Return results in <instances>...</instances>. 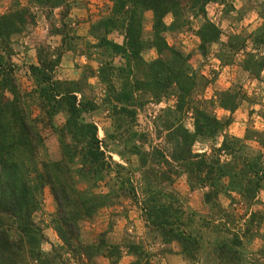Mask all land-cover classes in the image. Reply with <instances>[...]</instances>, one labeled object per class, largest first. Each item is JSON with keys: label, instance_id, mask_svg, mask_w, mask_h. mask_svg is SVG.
<instances>
[{"label": "trees", "instance_id": "obj_1", "mask_svg": "<svg viewBox=\"0 0 264 264\" xmlns=\"http://www.w3.org/2000/svg\"><path fill=\"white\" fill-rule=\"evenodd\" d=\"M26 1L22 5L20 0H12L7 11L0 14V264H98L97 257L117 264L124 249L135 256L132 264H146L142 246L128 235L118 243L112 242L106 231L93 241L80 238L83 221L92 220L100 208L125 197L136 198L148 231L162 244L176 242L182 258L192 264H209L211 253L212 264H264V212H250L240 233L226 226V222L234 225L235 217L224 212L217 200L222 193H235L246 206L260 202L258 195L264 192V129L247 128L242 137L227 133L232 114L245 97L242 89L234 86L216 91L214 98H204L202 93L210 80L191 66L190 54L166 39L167 33L192 29L195 22L193 33L201 55H206L210 45L218 44L217 58L230 65L242 51L239 67L258 79L264 70V0H243L237 11L232 4H224L221 10L225 16L236 11L235 20H240L254 9L261 19L246 38L233 33L226 41L221 40V29L208 18L206 9L209 3L223 4L224 0H110L107 14L89 28L88 34L96 42H86L103 55L97 77L104 86L102 105L109 112L111 124L103 140L97 125L87 118L99 106L83 93L84 87L91 88L86 78L54 79L62 54L75 47L73 30L66 22L51 28L53 35L61 37L55 50L42 45L37 48L36 62L30 63L26 72L31 89L27 93L20 90L17 66L11 60L15 53L13 38L35 23L33 8L49 19L56 9L67 14L71 5L70 0ZM147 12L152 15L148 34L144 31ZM167 16L170 22L165 21ZM114 32L122 36L121 43L109 38ZM247 38L252 51H245ZM151 49L156 57L146 60L144 53ZM87 56L91 57L89 53ZM116 57L120 60L117 64ZM24 98L36 104L37 115L32 116ZM170 98L174 99L173 106L163 108L159 116L162 148L146 151L140 144H133L127 150L139 160L138 193L131 180L133 171L130 175L129 170L122 173L123 166L107 158L108 142L123 138L130 143L136 139L141 142L142 135L132 129L136 108ZM214 108L228 115L218 117ZM60 113L65 119L58 130L52 120ZM188 116L192 128L184 124ZM40 122L59 134L57 160L41 157L45 147L37 128ZM218 137L221 141L217 145ZM198 140L209 141V152L193 150ZM250 143L257 146L253 148ZM112 169L115 179L109 191L104 195L91 191ZM182 175L189 190L204 189L201 199L211 210L210 220L219 219L218 224L210 222L207 226L215 233L212 240L204 239L196 212L184 208L185 198L173 188ZM83 183L87 187L80 188ZM45 186L56 204L50 224L61 242L49 251L42 248L45 236L33 220L41 209ZM231 201L235 199L231 197ZM260 203L264 206V200ZM253 237L262 244L254 253L257 257L251 255L250 259L245 246ZM206 249L210 254L204 255Z\"/></svg>", "mask_w": 264, "mask_h": 264}, {"label": "rangeland", "instance_id": "obj_2", "mask_svg": "<svg viewBox=\"0 0 264 264\" xmlns=\"http://www.w3.org/2000/svg\"><path fill=\"white\" fill-rule=\"evenodd\" d=\"M11 1L12 0H0V14L7 11ZM78 1L79 3H73L70 0L71 5L67 14L63 15V10L56 9L54 10L53 16L49 19L43 12L33 8L36 15L35 23L29 26L22 35L13 38L12 46L15 53L11 60L15 66H17L15 76L20 90L23 93L29 92L32 85L26 73L27 66L30 63L36 62L37 48L42 45L48 46L49 50H55L61 43V37L59 35H53L51 33V28L53 26H60L62 22L69 24L70 29L73 30L72 34L75 36L72 39L75 47L71 50L64 51L62 54L58 66L54 69V79L62 81L82 80L86 78L87 84L91 85V88L84 87L83 93L99 106L98 109L89 113L87 118L97 125L98 136L103 140L105 139L106 132L108 131L110 133L111 131L109 112L105 110L102 105L104 86L99 82L97 77V70L101 59L103 60V55L96 48L87 46L86 42H90L91 44L96 42L95 39L89 36V28L99 17L107 14L111 2H107V0H100L97 3L88 0ZM26 2V0H20L22 5H26ZM225 3L232 4L237 11L243 5V0H224L223 4L218 2L209 3L206 7L208 18L221 29L222 41H226L227 37L233 33L243 34L246 38V36L261 23V19L254 9L245 13L240 20H235L237 16L236 11H231L229 15L225 16L222 14L221 10ZM170 19L171 17L167 16L165 21L170 22ZM151 20L152 15L147 13L145 15L144 27L146 34L151 30ZM196 28L197 24L194 22L192 29L185 30L181 33H167L166 39L170 45L178 46L183 52L190 54L191 66L210 80L202 96L206 99L214 98L216 91L237 86L239 89H242V93H244L245 97L239 108L232 114V122L226 130L227 133L242 137L247 128L256 130L264 129V70L261 72L260 78L258 79L251 78L246 72H243L238 65L239 60L244 56L242 51L234 57L232 64H222L216 55L219 50L218 44L210 45L206 55H201L198 51L199 41L193 33V30ZM109 38L116 41L121 40L122 36L114 32L109 34ZM252 50L254 49L251 40L247 38L245 51ZM88 53L91 57L87 56ZM154 57H156V52L153 49L144 53V58L146 60H150ZM118 62H120V60L116 57L114 63L117 64ZM7 95L8 98L11 97V95ZM24 99L30 104L31 99ZM173 103L174 99L170 98L166 101L161 100L159 103H145L143 107L139 106L136 108L137 112L132 129L135 130L138 135H142L143 140H141V142L136 139L130 143L124 138L123 140L108 142L106 149L107 158L109 161L111 160L114 163L122 165V173H126L129 170L127 173L130 175V170L133 171L131 180H133V184L138 193H140V182L139 172L136 169H138L139 160L135 155L127 153V150L133 144H140L146 151L152 148H162L164 138L159 116L162 114L163 108L169 105L173 106ZM30 108L32 116L39 113V108L35 103H31ZM213 112L218 117L228 115L227 111L218 108H214ZM64 119L65 115L60 113L53 117L52 123L59 130ZM191 123L192 121L189 116L184 119V124L188 128H192ZM38 124V132L44 140L45 147V153H40V155L42 154L41 157L43 159H59L60 139L57 130L52 129L46 125L45 122H40ZM220 141L221 137H218L216 140L217 145ZM209 144V141L198 140L195 142L193 150L195 152H209ZM250 145L253 148L257 146L255 143H250ZM223 158L224 157H222V159ZM36 159L40 160L38 156H36ZM112 166L114 168V164ZM113 179H115L114 169H112L111 173L106 175L104 179L97 182V185L93 187L91 191L98 195H104L109 191V187L112 185L111 180ZM87 185V183H83L79 186H81L80 188H85ZM173 188L185 198L183 203L184 208H190L196 212L198 223H201L203 227L201 232L203 233L204 239L212 240L215 233L209 232L207 226L210 225V222L215 225L218 224L219 219L215 221L210 220L211 210L203 204L201 199L204 189L189 190L186 178L183 175L176 178L173 183ZM231 197L235 199L234 202L231 201ZM217 200L220 208L224 212L235 217L234 225L230 227V223L226 222V226L229 229L231 228V230H239L240 233L244 231V222L250 212H264V206L260 203L264 200L263 191L258 195V200L260 202H255L251 206H246L241 202L239 196L235 193H230V195L222 193ZM55 211V201L48 186H45L42 194L41 209L34 214L33 220L39 225L45 236V241L41 246L46 251H49L53 246H57L61 243L50 224V218ZM220 220L224 221L222 218H220ZM79 229L80 238L83 241H93L102 231H106L110 240L115 243L121 242L123 236L128 235L131 240L142 246L143 255L147 259L146 264H192V262L182 258L179 253L180 247L176 242L170 243V245L162 244L155 238L151 231H148L140 215V209L136 198L133 197L121 198L118 203H111L110 205L100 208L93 219L90 221H83ZM243 240L246 241L244 238ZM261 244V240L257 237H253L250 242H247L245 247L250 259L253 258L252 256L257 257V254L254 253ZM206 252L209 253L210 250L206 249L204 255H206ZM212 256L213 254L211 253L208 258L210 261L209 264L214 262L211 259ZM96 261L98 264H109V261L104 257H97ZM133 261H135V256L127 253L124 249L117 264H132ZM141 264H143V262H141Z\"/></svg>", "mask_w": 264, "mask_h": 264}, {"label": "crops", "instance_id": "obj_3", "mask_svg": "<svg viewBox=\"0 0 264 264\" xmlns=\"http://www.w3.org/2000/svg\"><path fill=\"white\" fill-rule=\"evenodd\" d=\"M73 3H79V1L78 0H71ZM76 1V2H75ZM78 1V2H77ZM88 1H91V2H95V3H97V2H99L100 0H88ZM107 2H110V0H107ZM107 5H108V3H107ZM147 13H149L150 15H151V13L150 12H147ZM146 13V14H147ZM121 41H122V38H121V40H116V42H118V43H121Z\"/></svg>", "mask_w": 264, "mask_h": 264}]
</instances>
